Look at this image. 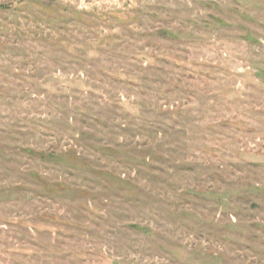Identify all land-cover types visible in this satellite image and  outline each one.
Returning a JSON list of instances; mask_svg holds the SVG:
<instances>
[{"label": "rangeland", "instance_id": "obj_1", "mask_svg": "<svg viewBox=\"0 0 264 264\" xmlns=\"http://www.w3.org/2000/svg\"><path fill=\"white\" fill-rule=\"evenodd\" d=\"M0 264H264V0H0Z\"/></svg>", "mask_w": 264, "mask_h": 264}]
</instances>
